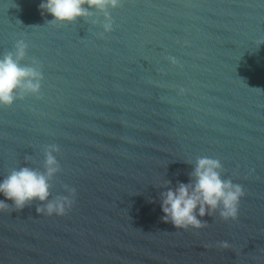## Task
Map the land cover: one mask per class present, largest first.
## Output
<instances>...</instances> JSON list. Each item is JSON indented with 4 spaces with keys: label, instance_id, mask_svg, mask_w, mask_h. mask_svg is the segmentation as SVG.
Here are the masks:
<instances>
[{
    "label": "water",
    "instance_id": "95a60500",
    "mask_svg": "<svg viewBox=\"0 0 264 264\" xmlns=\"http://www.w3.org/2000/svg\"><path fill=\"white\" fill-rule=\"evenodd\" d=\"M0 264H264V0H0Z\"/></svg>",
    "mask_w": 264,
    "mask_h": 264
}]
</instances>
